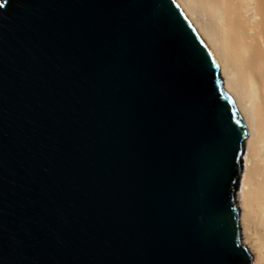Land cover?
<instances>
[{
    "label": "water",
    "instance_id": "95a60500",
    "mask_svg": "<svg viewBox=\"0 0 264 264\" xmlns=\"http://www.w3.org/2000/svg\"><path fill=\"white\" fill-rule=\"evenodd\" d=\"M249 136L176 0H0V264H252Z\"/></svg>",
    "mask_w": 264,
    "mask_h": 264
},
{
    "label": "bare ground",
    "instance_id": "6f19581e",
    "mask_svg": "<svg viewBox=\"0 0 264 264\" xmlns=\"http://www.w3.org/2000/svg\"><path fill=\"white\" fill-rule=\"evenodd\" d=\"M176 2L215 56L247 125L242 235L252 264H264V0Z\"/></svg>",
    "mask_w": 264,
    "mask_h": 264
},
{
    "label": "rangeland",
    "instance_id": "374dc122",
    "mask_svg": "<svg viewBox=\"0 0 264 264\" xmlns=\"http://www.w3.org/2000/svg\"><path fill=\"white\" fill-rule=\"evenodd\" d=\"M244 173H245V168H244ZM243 176H244V174H243ZM241 187H242V185H241Z\"/></svg>",
    "mask_w": 264,
    "mask_h": 264
}]
</instances>
